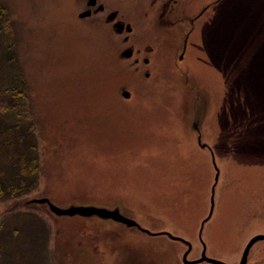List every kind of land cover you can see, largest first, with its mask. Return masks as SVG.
<instances>
[{"label":"rangeland","instance_id":"374dc122","mask_svg":"<svg viewBox=\"0 0 264 264\" xmlns=\"http://www.w3.org/2000/svg\"><path fill=\"white\" fill-rule=\"evenodd\" d=\"M102 1L130 24L126 42L77 0H0V132L29 127L38 175L0 195V264H184L186 242L189 260L204 247L234 264L264 233V0H221L161 33L145 3ZM43 197L118 208L149 232ZM246 264H264V239Z\"/></svg>","mask_w":264,"mask_h":264},{"label":"flooded vegetation","instance_id":"af4514ba","mask_svg":"<svg viewBox=\"0 0 264 264\" xmlns=\"http://www.w3.org/2000/svg\"><path fill=\"white\" fill-rule=\"evenodd\" d=\"M77 1L81 5V8L78 11L79 16H90V15H94L97 13H101L104 20L107 23H110L111 27L114 28V30H115V28H117L121 24L122 29L120 31H117V30H115V31L119 35H122L123 42L127 41V38H128L127 35L129 33V31L131 30V26L128 22L124 21L119 16V11L117 9L107 8L106 4L102 0H77ZM138 1L141 3H145L146 7L148 8V10H146V9L142 10L141 13L143 15L147 16L150 12L153 25L155 26V28L158 31H160L159 33H161L164 30H168V29L173 31V32H177L178 30L180 31L181 26H179V24L184 23V22H186L188 25L194 26L196 20H198L202 16L206 15L208 13V10L210 9V7L212 5L220 2L221 0H204L201 4H199L195 0H138ZM198 4H199V6H198ZM83 12L85 14L81 15V13H83ZM115 23H117L116 27L114 25ZM127 25L130 27V29H127ZM188 31H190V30H188ZM185 37H186V34L184 35L183 38H185ZM126 47L131 48V50H132L131 55H132L134 52V47L131 44L127 45ZM126 47H124V49ZM143 47L146 50L152 49V46L150 44H145ZM140 58H141L143 63H147L149 60L148 57H146L145 55H142ZM145 58L147 59L146 61H145ZM138 59H139V57H137V56L134 57L135 62H137ZM250 238H248V240ZM262 239H264V238H262ZM247 241L245 242L244 247H245ZM255 241L250 245L248 252H247V255L249 253L250 248L255 243ZM244 247H243V249H244ZM243 249H242V251H243ZM201 251H200V254H201ZM240 256H241V254H240ZM194 259H196V258H194ZM239 259H238V261H239ZM238 261H236L234 264H237ZM245 264H246V261H245Z\"/></svg>","mask_w":264,"mask_h":264},{"label":"trees","instance_id":"16d2710c","mask_svg":"<svg viewBox=\"0 0 264 264\" xmlns=\"http://www.w3.org/2000/svg\"><path fill=\"white\" fill-rule=\"evenodd\" d=\"M7 12L5 7L0 3V29H2L3 21L6 22ZM14 122L4 126L1 133L3 143V150L7 157L13 160L14 168L6 171V176H12V181L7 183L0 175V195L5 194L12 195L15 192H29L35 189L38 183V175H34V171L37 168L36 157L31 149L34 145L25 142V136L30 135L31 131L28 128H23L19 124V119L14 118ZM26 143V145H25Z\"/></svg>","mask_w":264,"mask_h":264},{"label":"water","instance_id":"95a60500","mask_svg":"<svg viewBox=\"0 0 264 264\" xmlns=\"http://www.w3.org/2000/svg\"><path fill=\"white\" fill-rule=\"evenodd\" d=\"M85 13H81V15H84ZM115 27L117 26V23L114 24ZM122 29L121 27V24L115 28V30L117 31H120ZM127 29H130V27L127 25ZM131 48L130 47H126L125 49H123L121 51V55L124 56V57H128L131 55ZM181 58V55L179 56ZM147 59L145 58V61ZM146 75L148 74L147 72L145 73ZM122 95L124 97H128L129 96V91L124 89L122 90ZM216 178V176H215ZM213 186L211 187V196H210V206H209V212L207 214V217H209L212 209H213ZM40 202H46L49 206V208L55 212L56 214H67V215H73V214H80V215H91V214H95V215H98V216H101V217H110V218H113L114 220H117L121 223H124L126 224L127 226H136L137 228H140L141 230L143 231H146V232H149V230L143 228L140 226V224L134 220L133 218H130V217H127L125 215H123L122 213L119 212L118 208H114V209H108V208H105V207H98V206H76V205H71V206H67V207H59L57 205H55L53 202L49 201L48 198L46 197H43V198H40L39 199ZM203 222V221H202ZM171 238H179L177 236H174L172 234H170L169 232H166ZM264 238V233H258V234H255L253 235L246 243L242 253H241V256H240V259L239 261L237 262V264H245V261H246V257H247V252H248V249L250 247V245L257 239H262ZM186 242V241H185ZM187 243V249L183 252L182 254V258H183V261L185 264H190L191 262H198V261H202V260H205V261H209V262H212V263H215V264H227L223 261H220L218 259H215V258H211V257H208L206 256L205 252H204V247L201 251V254L198 258L196 259H193V260H189L186 258V255L191 247L190 243L189 242H186Z\"/></svg>","mask_w":264,"mask_h":264}]
</instances>
